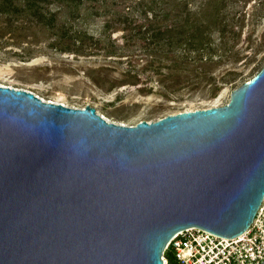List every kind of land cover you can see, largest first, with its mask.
<instances>
[{"label":"water","instance_id":"water-1","mask_svg":"<svg viewBox=\"0 0 264 264\" xmlns=\"http://www.w3.org/2000/svg\"><path fill=\"white\" fill-rule=\"evenodd\" d=\"M264 201V67L218 108L126 126L0 86V264H164Z\"/></svg>","mask_w":264,"mask_h":264},{"label":"trees","instance_id":"trees-1","mask_svg":"<svg viewBox=\"0 0 264 264\" xmlns=\"http://www.w3.org/2000/svg\"><path fill=\"white\" fill-rule=\"evenodd\" d=\"M195 1L0 0V42L13 40L17 34L18 44L27 50L39 44L30 38L40 31L50 40L49 46L62 53L90 57L103 52L106 57H124L112 40L122 32L128 48L139 46L147 57L170 60V64L163 59L155 63L162 77L159 82L167 89L210 86L217 97L226 84L237 86L244 79L243 72L231 71L218 82L210 72L227 60L240 61L238 46L245 19L236 14L232 17L228 9L232 0H203L198 5ZM95 21L103 24L99 37L87 28ZM163 68L169 74H163ZM94 73L89 75L92 82L106 89L105 78ZM124 76L121 86L141 83L138 75L127 72ZM115 86L114 81L106 90ZM167 257L171 264H178L172 253Z\"/></svg>","mask_w":264,"mask_h":264},{"label":"rangeland","instance_id":"rangeland-1","mask_svg":"<svg viewBox=\"0 0 264 264\" xmlns=\"http://www.w3.org/2000/svg\"><path fill=\"white\" fill-rule=\"evenodd\" d=\"M200 1L203 0H196V5ZM232 1L228 8L232 17L236 14L245 19L238 46L242 51L241 59L239 62L227 60L216 66L210 74L218 82L231 71L243 72V80L248 81L258 73L256 69L264 65V0ZM87 28L98 36L103 31V24L95 21ZM16 35L13 40L0 42V86L26 90L45 102L72 108L91 106L107 121L126 126L143 121L152 123L182 112L223 107L243 82L240 80L237 86L226 84L217 97H213L210 86H180L177 90H169L159 82L162 77L157 74L159 64L155 63L163 59L164 63L170 64V60L147 57L139 46L128 48L122 32L114 34L112 40L119 45V52L124 57H106L103 52L90 57L62 53L49 46L50 40L40 31L30 38L39 44L25 50L18 44L21 39ZM94 71V76L99 74L105 78L106 89L114 81L115 88L107 91L96 86L89 77ZM127 72L138 75L141 83L119 85ZM169 72L168 68L162 69L163 74Z\"/></svg>","mask_w":264,"mask_h":264},{"label":"built area","instance_id":"built-area-1","mask_svg":"<svg viewBox=\"0 0 264 264\" xmlns=\"http://www.w3.org/2000/svg\"><path fill=\"white\" fill-rule=\"evenodd\" d=\"M264 264V201L251 227L236 238H222L200 228L177 234L164 253V264Z\"/></svg>","mask_w":264,"mask_h":264}]
</instances>
